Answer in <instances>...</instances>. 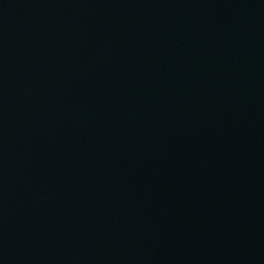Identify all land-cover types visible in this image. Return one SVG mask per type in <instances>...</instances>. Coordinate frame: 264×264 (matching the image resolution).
Wrapping results in <instances>:
<instances>
[{
  "label": "water",
  "instance_id": "1",
  "mask_svg": "<svg viewBox=\"0 0 264 264\" xmlns=\"http://www.w3.org/2000/svg\"><path fill=\"white\" fill-rule=\"evenodd\" d=\"M0 264H264V0H0Z\"/></svg>",
  "mask_w": 264,
  "mask_h": 264
}]
</instances>
